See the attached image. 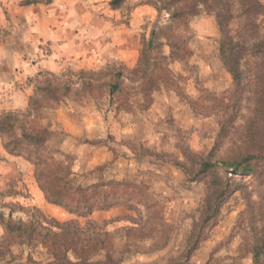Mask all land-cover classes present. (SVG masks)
I'll use <instances>...</instances> for the list:
<instances>
[{
    "label": "rangeland",
    "instance_id": "rangeland-1",
    "mask_svg": "<svg viewBox=\"0 0 264 264\" xmlns=\"http://www.w3.org/2000/svg\"><path fill=\"white\" fill-rule=\"evenodd\" d=\"M112 1L71 3L72 33L87 49L93 47L97 65L43 73L34 92L46 78L71 88L44 114L42 124L50 126L49 148L68 156L56 158L71 167L68 181L74 188L102 179L143 185L153 196V208L120 207L77 218L46 201L35 167L9 156L0 139V215L12 214L14 221L28 222L40 212L47 222L78 221L82 227L89 222L109 233L122 228L145 230L144 239L116 235L117 264H254L252 249L264 241V0H199L196 12L178 3L176 21L170 12L158 11L172 8L170 0H126L117 9ZM162 27H168L157 39L162 48L158 50L156 44L148 56L161 51L169 57L168 44L176 43L191 57L169 61V85L154 91L147 102L137 72L163 63L151 58L140 63L151 33ZM227 38L237 45L241 58L239 82L222 61L221 46ZM113 82H119L123 92L111 106L108 89ZM117 106L126 110L117 111ZM214 148L222 159L253 157L257 175L232 180L234 192L187 261L183 253L203 210L207 185L189 181L182 169L183 152L207 156ZM44 180L48 186L55 183L50 174ZM69 200L74 205L76 195L72 193ZM0 247L6 253L0 264L47 262L40 246L10 244L1 224Z\"/></svg>",
    "mask_w": 264,
    "mask_h": 264
},
{
    "label": "trees",
    "instance_id": "trees-1",
    "mask_svg": "<svg viewBox=\"0 0 264 264\" xmlns=\"http://www.w3.org/2000/svg\"><path fill=\"white\" fill-rule=\"evenodd\" d=\"M125 1L113 0L111 6L117 9ZM51 3L52 0H22L21 6ZM170 3L172 8H159L158 11L170 12L172 21H176L180 12V8H174L176 7L174 5L185 3V6L190 7L188 10L192 12H196L199 6V0H170ZM217 21L222 34L225 35L226 29L220 21V15L217 16ZM166 28L168 27L153 30L148 44L141 53V64L145 60L149 62L150 58L157 62L163 61L160 63V68L146 70L141 68L137 72L142 76L140 90L147 102L154 91L160 89L161 86L169 85V80H171L169 71H167L169 61L172 63L183 61L186 56L191 57V52L187 51L182 44L176 43L168 44L171 49L169 57L163 56L161 51L155 53L154 57L148 56L154 52L156 44H158L157 49L161 50L162 44L158 43L157 39ZM236 46L232 39L224 40L221 46V57L225 68L235 82H239L241 80V58L236 52ZM48 76L51 77L50 74ZM120 78L121 75L117 74L116 79ZM70 92L69 86L59 85L46 78L35 88L26 113H3L0 116V139L5 152L9 156L22 158L34 166L37 183L46 201L51 205L66 209L77 218L88 219L95 212L120 207L129 211L139 208L151 210L154 206L153 196L149 193L148 187L143 185L127 181H104L103 179L87 187L74 188L70 184L68 180L73 175L71 167L56 158L61 156L66 159L68 156L59 150L49 148L50 126L42 124L44 114L53 109L54 105L61 102ZM122 92L123 89L119 82L109 85L108 95L111 106L114 105L113 98L121 95ZM116 110L126 109L118 107ZM183 153L186 163L182 169L189 181L205 182L207 185L203 210L194 224L188 247L183 253V258L189 261L199 249L204 232L208 227L216 224L224 205L234 192L232 180L244 176L254 177L257 175V170L253 164V157L240 156L233 159H222L217 148H214L207 156H201L189 150ZM47 174L53 176L54 184L48 186L45 183L44 179ZM72 193L76 195L74 205H71L69 200ZM47 221L48 219L40 212L39 216L31 217L28 222L14 221L12 214H9L7 218L3 214L0 215V224L5 230L8 242L13 245L27 246L30 249L42 247L48 256L45 264H117L113 257L116 235L130 236L133 234L139 235L140 239L146 238L143 236L145 230L136 228H122L109 233L89 222L86 227H82L78 221L66 223L55 220ZM252 251L254 264H264V241H259ZM5 256V251L0 247V261Z\"/></svg>",
    "mask_w": 264,
    "mask_h": 264
},
{
    "label": "crops",
    "instance_id": "crops-1",
    "mask_svg": "<svg viewBox=\"0 0 264 264\" xmlns=\"http://www.w3.org/2000/svg\"><path fill=\"white\" fill-rule=\"evenodd\" d=\"M73 1L21 6V0H0V116L28 109L41 74L99 61L72 33Z\"/></svg>",
    "mask_w": 264,
    "mask_h": 264
}]
</instances>
